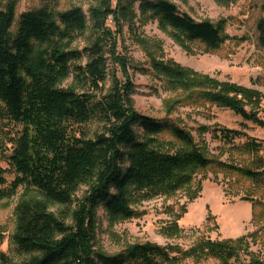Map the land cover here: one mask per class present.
I'll list each match as a JSON object with an SVG mask.
<instances>
[{
  "label": "trees",
  "instance_id": "1",
  "mask_svg": "<svg viewBox=\"0 0 264 264\" xmlns=\"http://www.w3.org/2000/svg\"><path fill=\"white\" fill-rule=\"evenodd\" d=\"M234 0H216L229 4ZM140 16L158 21L186 52L200 44L207 52L219 51L227 41V21L197 22L169 0H119L90 12L96 41L82 50L72 45L88 29L81 8L56 12L51 8L23 13L16 24L17 0H0V118L19 126L11 138V151L0 139V203L24 197L16 209L13 235L17 251L31 258L22 264H165L176 260V248L146 243L107 255L97 252L96 212L102 207L112 217L131 218V204L149 198L150 192H175L189 187L194 177L218 165L225 173H239L256 188H264V141L243 130L219 127L211 131L212 141L249 156L248 162L224 164L211 156L204 143L169 120L139 114L134 107L135 85L128 61L118 52V44L106 22L109 17L121 25V18ZM258 45L264 49V16L256 26ZM105 39L111 44L104 46ZM244 41V40H243ZM106 49V50H105ZM107 51V52H106ZM107 55L116 69L110 72ZM86 60V62H84ZM152 73L166 82L171 92L183 91L196 102L232 111L245 121L264 128V120L252 107L262 95L246 87L221 82L174 61L150 57ZM121 73V76H120ZM73 78V85L62 84ZM173 100L166 107H173ZM175 102V103H173ZM97 126L92 129V126ZM170 132L183 147L175 152L162 150L157 137ZM245 139L242 145L236 140ZM6 162L14 177L9 181ZM82 186H89L79 198ZM35 193L37 198L27 199ZM192 198V196L190 197ZM257 224L264 210L255 211ZM63 209L54 213L51 207ZM0 231V244L3 242ZM234 242L200 243L198 248L221 261L235 256ZM195 254L196 248L192 250ZM0 264H14L0 254ZM255 264H262L257 261Z\"/></svg>",
  "mask_w": 264,
  "mask_h": 264
},
{
  "label": "rangeland",
  "instance_id": "2",
  "mask_svg": "<svg viewBox=\"0 0 264 264\" xmlns=\"http://www.w3.org/2000/svg\"><path fill=\"white\" fill-rule=\"evenodd\" d=\"M4 1V0H2ZM181 13L188 14L197 22L209 20L214 24L227 21L226 33L233 40L227 41L217 52H207L200 44L191 45L188 53L174 39L160 29L158 21L150 17L140 16L134 8V18L125 21L121 18L120 27L112 17L106 22V28L114 32L118 44V52L128 61V72L135 85V110L146 117L156 120H169L190 133L195 143L203 146L218 162L239 164L248 162L247 154L232 151L220 142L212 141V134H202L199 127L207 126L213 131L219 127L243 130L250 137L264 141V128L245 121L232 111L218 108L208 103L196 102L183 91L171 92L162 78L155 76L150 69V57L158 61H174L183 67L209 76L221 82H230L253 89L262 95V100L252 107L264 120V49L257 42L256 26L264 16V0H234L229 4H219L216 0H169ZM119 0H17L16 23L12 33L17 31L19 17L26 12L51 8L56 12H65L81 8L88 18V29L84 36L76 39L73 49L82 50L91 46L97 39L91 18L93 8H103L107 4L113 9ZM244 40V41H243ZM106 49L111 42L105 39ZM105 49V50H106ZM107 52V51H106ZM109 70L116 65L112 55H107ZM86 62V60L84 61ZM121 76V73H120ZM73 78L62 84L63 88L72 86ZM173 107L165 106L169 100ZM97 126H92L95 129ZM19 132V126L10 124L0 118V139L5 140L11 151V138ZM162 150L175 152L183 145L168 131L157 137ZM245 139L236 140L242 145ZM2 167L7 171L6 177L13 180V173L6 162ZM89 186H82L78 197H83ZM24 190L11 200L0 203V231L3 242L0 254L6 256L14 264H22L31 256L21 254L13 240L16 230L15 209L25 199ZM192 196V198H190ZM253 197L260 206L255 211L264 210V188H256L253 183L239 173H225L213 165L194 177L189 187L175 192H150L149 198L139 199L131 204L132 217H112L100 207L96 212V251L107 255H116L137 244L151 243L161 247L176 248L172 256L176 260L165 264H221V261L207 255L198 248L200 243L234 242L235 256L229 264H264V212L260 222L254 224ZM37 198L35 193L27 199ZM61 206L51 207L58 213ZM196 248L195 254L192 252Z\"/></svg>",
  "mask_w": 264,
  "mask_h": 264
}]
</instances>
